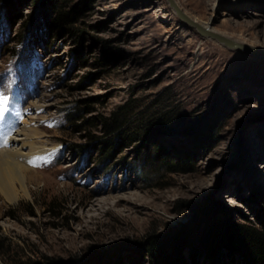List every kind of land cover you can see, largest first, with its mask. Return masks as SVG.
Segmentation results:
<instances>
[{
    "label": "rangeland",
    "instance_id": "374dc122",
    "mask_svg": "<svg viewBox=\"0 0 264 264\" xmlns=\"http://www.w3.org/2000/svg\"><path fill=\"white\" fill-rule=\"evenodd\" d=\"M175 1L264 52V0ZM56 7L59 27L39 0H0V148L24 120L46 149L27 196L0 193V264H246L225 238L264 234V58L167 0Z\"/></svg>",
    "mask_w": 264,
    "mask_h": 264
},
{
    "label": "trees",
    "instance_id": "16d2710c",
    "mask_svg": "<svg viewBox=\"0 0 264 264\" xmlns=\"http://www.w3.org/2000/svg\"><path fill=\"white\" fill-rule=\"evenodd\" d=\"M40 7H43L42 16L45 20L54 27H59L65 23L64 15L58 11L56 7V0H39ZM7 11V10H6ZM9 13L8 11L6 14ZM36 17L33 16L28 20L26 25V32L34 30L36 27ZM115 128V127H113ZM112 128V129H113ZM123 139L120 133H116L114 138H111L107 143L109 144V151ZM127 143V142H125ZM105 157V156H104ZM229 235L225 238L227 247L229 249H237L242 253L246 264H264V234L256 228L247 227L244 225L234 224L226 228ZM160 237L157 235H149L141 242V248L145 251V256L151 259H159L162 255ZM212 247L215 251L217 248Z\"/></svg>",
    "mask_w": 264,
    "mask_h": 264
},
{
    "label": "bare ground",
    "instance_id": "6f19581e",
    "mask_svg": "<svg viewBox=\"0 0 264 264\" xmlns=\"http://www.w3.org/2000/svg\"><path fill=\"white\" fill-rule=\"evenodd\" d=\"M190 18L209 28V22L202 23L195 16ZM21 122L23 125L17 130L15 135L21 134L23 139L13 136L9 142L11 145L8 148H0V193L10 201L28 195V172L32 171L28 168V165H33L40 161L45 156L46 150L43 146L37 147L34 142L37 136L40 135L37 129H33L29 122L27 123L24 120ZM25 148L28 149L24 151Z\"/></svg>",
    "mask_w": 264,
    "mask_h": 264
},
{
    "label": "water",
    "instance_id": "95a60500",
    "mask_svg": "<svg viewBox=\"0 0 264 264\" xmlns=\"http://www.w3.org/2000/svg\"><path fill=\"white\" fill-rule=\"evenodd\" d=\"M167 2L169 6L172 8V10L174 11V13L177 15V17L183 22H185L186 24L195 28L200 35L213 38L229 48L244 50L250 53L251 55L264 58V52L260 50L258 47L251 46V45L241 43V42H237L222 34L211 31L207 27L202 26L201 24H199L198 22L190 18L189 15L183 11V9L177 4L175 0H167Z\"/></svg>",
    "mask_w": 264,
    "mask_h": 264
},
{
    "label": "snow or ice",
    "instance_id": "6c2138e0",
    "mask_svg": "<svg viewBox=\"0 0 264 264\" xmlns=\"http://www.w3.org/2000/svg\"><path fill=\"white\" fill-rule=\"evenodd\" d=\"M5 100H6V98H5ZM3 115V111L2 110H0V116H2Z\"/></svg>",
    "mask_w": 264,
    "mask_h": 264
}]
</instances>
